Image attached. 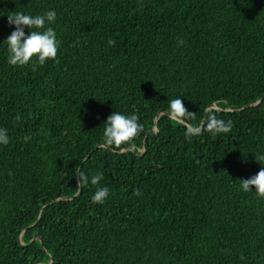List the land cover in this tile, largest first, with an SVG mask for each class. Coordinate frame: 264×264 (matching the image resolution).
Wrapping results in <instances>:
<instances>
[{
  "label": "trees",
  "instance_id": "obj_1",
  "mask_svg": "<svg viewBox=\"0 0 264 264\" xmlns=\"http://www.w3.org/2000/svg\"><path fill=\"white\" fill-rule=\"evenodd\" d=\"M49 10L56 60L11 66L7 15ZM175 98L231 132L186 138ZM113 112L143 125L130 144L104 146ZM0 128V264H264L239 183L264 166V0H0Z\"/></svg>",
  "mask_w": 264,
  "mask_h": 264
},
{
  "label": "clouds",
  "instance_id": "obj_2",
  "mask_svg": "<svg viewBox=\"0 0 264 264\" xmlns=\"http://www.w3.org/2000/svg\"><path fill=\"white\" fill-rule=\"evenodd\" d=\"M7 19L10 26H15V30L4 41L7 44V60L11 66H26L33 63L35 69L37 64L43 65L47 60H56L60 42L56 38L54 29L45 27L46 24L50 25L55 22V11L49 10L44 15L35 16L23 12H13L7 15ZM25 28L29 29L27 35ZM115 43L113 39L108 40L109 46H115ZM182 43L183 41H178L179 45ZM166 115L169 119L186 127V138L200 135L204 131L216 136L230 133L232 130L231 120L219 119L211 110L200 124L188 123V121L196 119V114L189 112L180 98L169 101ZM16 119L19 120L20 117L17 116ZM103 127V143L105 147L109 148L130 144L144 130L137 115L127 116L120 112H113L109 115ZM29 139L30 137H25L26 141ZM9 142L7 129L0 128V145H7ZM255 160L262 165L260 162L264 161V155H256ZM75 176L77 188L86 187L89 182L98 186L91 198L94 203L103 204L105 202L110 194V189L99 186L103 180L102 174H96L90 178L83 171H76ZM239 183L244 192H250L254 188L259 196L264 197V166L256 175L239 180ZM135 194L140 195L141 193L137 190Z\"/></svg>",
  "mask_w": 264,
  "mask_h": 264
}]
</instances>
